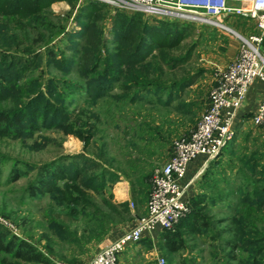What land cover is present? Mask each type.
Listing matches in <instances>:
<instances>
[{"label": "trees", "instance_id": "obj_1", "mask_svg": "<svg viewBox=\"0 0 264 264\" xmlns=\"http://www.w3.org/2000/svg\"><path fill=\"white\" fill-rule=\"evenodd\" d=\"M55 1L61 0H0V102L11 98L7 107L0 104V137L20 139L34 135L42 128H56L77 137L83 148H87L92 141L94 124L88 122L84 109L72 115L67 102L72 94L84 90L90 102L111 97L115 101H125L124 105L135 102L141 94H149L166 105L173 93L179 95L191 84L183 81L178 86L167 87L160 82L159 76L150 75L159 71V60L167 58L165 50L177 47L190 34L188 24L166 20L152 24L140 12L127 15L117 11L113 15L111 44L107 46L96 28V21L100 19L98 13L103 7L97 1H89L80 8L76 18L80 30L67 33L66 47L75 53L81 51L79 40L85 43L89 32L93 33V38H89L93 43L88 39L90 49L83 59L76 61L73 57L65 58L64 54L57 58L58 51L52 45L44 51L47 65L52 64L64 73L75 69L84 78V84L78 80L36 76L34 69L42 57L39 46L48 45L53 37L45 34L43 29L49 28L47 9ZM31 34L36 36L31 37ZM100 45L104 46L105 55L101 53ZM116 86L121 88L122 95L110 94ZM163 94H167L165 101L160 97ZM248 157L243 161L252 181L246 179V189L235 203L234 214L213 237L220 241L218 249L222 250L226 264L234 261L237 264H264V166H261L258 153ZM137 161L133 160L134 163ZM131 172L138 174L134 179L141 187L147 175L137 173L134 168ZM18 175L16 170L13 179ZM117 180L116 172L83 153L36 166V174L26 192L30 197H55L62 208L48 222L52 234L44 231L39 236V240L45 242L40 248L0 224V264H81L82 260L74 253L77 252L75 248H82L90 241H100L113 225L126 217L131 219L127 201H112L110 188ZM133 185L130 181L132 198L136 191ZM93 194L99 196V203L94 201ZM206 196L204 192L193 196L188 212L174 229L163 230L166 248L175 251L184 244L183 223L186 226L192 224V234L207 233L215 223H222V220L206 219ZM80 220L82 228L77 235L68 226L79 224ZM222 233H227L228 237L220 240ZM64 244L70 247L69 255L64 251ZM217 255L214 253V257Z\"/></svg>", "mask_w": 264, "mask_h": 264}, {"label": "rangeland", "instance_id": "obj_2", "mask_svg": "<svg viewBox=\"0 0 264 264\" xmlns=\"http://www.w3.org/2000/svg\"><path fill=\"white\" fill-rule=\"evenodd\" d=\"M87 2L89 0H61L55 1L48 7L46 16L50 24L49 28L43 29V32L51 34L53 37L48 45L39 46L42 57L33 74L74 82L78 80L84 84V78L75 69L70 73H64L52 64L47 65L44 51L47 46L52 45L55 46L54 50L58 51L57 58L64 54L65 58L73 57L79 61L86 56V51L90 49L88 39L93 38V33L89 32L85 43L84 40L77 38L81 50L79 53L71 51L66 47V44L67 33L80 30L81 26L76 18L80 8ZM99 3H102L103 7L98 13L100 19L96 21L98 26L96 28L99 29L100 38L104 40L105 45L110 46L113 15L118 10L109 4ZM143 17L152 24H156L159 20ZM160 20L172 21L169 18ZM175 22L183 24L180 21ZM185 24L190 26V34L177 47L165 50L167 58L159 60V71L150 74L159 76L160 82L167 87L178 86L183 81L191 82L179 92V95L173 93L169 104L165 105V103L157 101L156 96L149 94H141L135 102L125 105L123 103L125 101H115L111 97H104L94 103L88 100L87 94L82 90L72 94L67 102L72 115L76 114L78 110L84 109L87 112L88 122L94 124L92 141L87 148H83L82 141L77 137L66 135L56 128H42L34 135L20 139L0 137V224L7 227L15 236L26 239L40 248L45 242L39 240V236L44 231L52 234L48 230V222L62 207L55 201V197L50 195L30 197L26 188L36 174V166L78 153L93 157L102 166L116 172L118 177H124L129 186L130 181L134 184L133 188L136 191L133 198L131 197L127 201L129 208L132 209L131 219L126 217L125 220L115 225L122 229L131 223L133 226L139 218L146 214V212H142L141 204L142 201H145L147 206L152 189L153 170L169 157L173 141L187 135L196 126L201 113L207 106L209 91L215 76L226 62L227 38L233 37L231 33L218 28L194 23ZM33 34L31 37L36 36ZM90 43L92 44L93 40H90ZM99 47L101 53L105 55L104 46L100 45ZM110 50L112 51V49ZM155 55L159 57V54ZM110 94L122 95L123 92L119 86H116ZM160 97L165 101L167 94ZM4 100L0 104L7 107L11 103V98L8 97ZM89 113L93 115L89 116ZM258 132L261 134L249 119L241 118L235 123L232 142L222 151V153L224 152L223 171L228 180L229 200H238L246 189V179L252 181L253 177H250L249 168L246 167L243 158H249L248 156L252 158L253 154L257 155V150L261 146L263 149L264 144L258 140L260 136H253V134H259ZM242 155L245 157L242 158ZM262 155L260 160L264 162V151ZM135 159L140 162L134 163ZM132 168L136 169L137 173L148 177L142 181L141 187L135 183L134 178L138 174L132 173ZM227 169L229 174L225 172ZM234 169L235 172H233ZM16 170L19 175L13 179ZM239 171H244V179L238 182L237 177L241 175ZM236 184L237 188L234 187ZM113 185L110 188L112 194ZM93 196L94 201L99 203V196L96 194ZM114 200L113 194L112 201ZM81 228L82 221L79 224L68 226V229L77 232V235ZM53 238L58 239L56 235ZM95 242L90 241L85 243L82 248H75L77 252L74 253L82 260L81 264L88 262L96 254ZM69 249L70 247L64 244V251L68 255ZM214 251L218 257L215 256L210 262L203 260L204 263L198 264H226L222 250L214 249ZM164 257L162 252L155 263L158 264L157 260L160 258H163L167 263L168 260ZM54 259L58 260L56 257ZM145 261L146 257L142 256L141 260H133L132 264H146ZM233 264L237 263L234 261Z\"/></svg>", "mask_w": 264, "mask_h": 264}, {"label": "built area", "instance_id": "obj_3", "mask_svg": "<svg viewBox=\"0 0 264 264\" xmlns=\"http://www.w3.org/2000/svg\"><path fill=\"white\" fill-rule=\"evenodd\" d=\"M89 1L109 4L126 14L140 12L147 18H169L218 28L239 40L237 54L215 76L207 106L196 126L173 141L169 157L153 170L146 214L118 237L106 240L94 257L84 263L121 264L118 256L128 245L137 243L144 233L157 228L173 230L188 212L189 182H184L188 163L198 156H205L207 160L216 158L232 140L239 111L256 80L262 82L263 89L249 120L260 130L264 140V0ZM234 17L253 23V31L242 34L223 21ZM157 263L165 264V260L160 258Z\"/></svg>", "mask_w": 264, "mask_h": 264}, {"label": "crops", "instance_id": "obj_4", "mask_svg": "<svg viewBox=\"0 0 264 264\" xmlns=\"http://www.w3.org/2000/svg\"><path fill=\"white\" fill-rule=\"evenodd\" d=\"M223 21L231 28L242 34L251 32L254 29L253 23L248 21L246 18H225ZM238 48L239 40L235 36L227 38V47L225 50L226 62L223 64V66H225L235 57ZM262 89V82L256 80L253 83L246 100L239 111L238 121L241 118L249 119L251 113L255 111L261 98ZM253 136L258 137V140L264 144V140L260 133L253 134ZM231 142L232 140L227 145H229ZM261 147L257 150L259 158L263 156L262 152L264 151V147L263 149ZM224 149L225 147L222 149V151ZM222 151L220 152L221 154L211 160H207L205 156H198L194 160L190 161L188 163L186 176L184 179V182H189L188 188L186 190V200L188 204L190 203V199L193 196L200 192H204L207 195L205 200L206 219L214 222L222 220V223H215L214 227L212 229L210 228L207 233L201 234H192L190 232V227L192 224L187 226L184 223L181 224V230L183 232V238L185 242L180 249L175 251H171L165 247L164 243L166 240L164 239L162 229L157 228L154 232L144 233L142 238L137 243L128 245L119 254L118 259L121 264H132L133 260H141L142 256L146 257V264H156L155 261L158 256L162 255V252L165 255L164 258L168 260L165 264H198L200 262L204 263L205 261L203 262V260L210 262L212 258H214V249L216 247L218 250V243H220V241L218 239L213 240V237L215 236L217 230L226 224L227 219L234 214L233 210L235 209V203L237 201L229 200L227 197L229 188L227 184L228 180L225 177L223 171L224 152L222 153ZM260 163L262 164L261 166H264L263 161L260 160ZM258 168L260 169V166ZM235 171L236 170L234 169L233 172ZM225 172L229 174L228 169L225 170ZM239 172L241 175L237 177L238 182L244 179V171ZM118 178V181H116L113 185L112 192L115 198L114 202L129 201L131 198L129 183L124 177ZM234 187L237 188L238 185L236 184ZM141 206L142 212L145 213L147 210L145 201H142ZM129 209L130 212H132V209ZM131 226L132 223L127 227L124 226V229H122L120 226L113 225L108 233L101 239L102 241H94L95 249L98 250L100 245H102L106 240L118 237L124 231L130 229ZM227 237V233H222L220 240H223V238Z\"/></svg>", "mask_w": 264, "mask_h": 264}]
</instances>
